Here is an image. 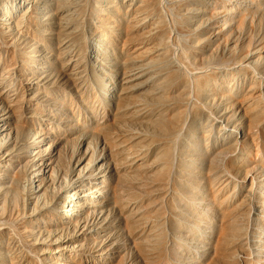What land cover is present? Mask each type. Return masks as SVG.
Segmentation results:
<instances>
[{
	"label": "bare ground",
	"instance_id": "6f19581e",
	"mask_svg": "<svg viewBox=\"0 0 264 264\" xmlns=\"http://www.w3.org/2000/svg\"><path fill=\"white\" fill-rule=\"evenodd\" d=\"M35 1L0 0V60L22 53L13 45L11 30L41 17L43 6ZM55 2L59 20L72 13L84 19V23H90L91 60L99 64L95 56L103 60L104 56H113V32L121 40L117 70L107 74L101 60L102 67L93 69L91 79L100 96H111L107 104L117 106V116L125 121L130 119L132 123L127 131L135 152L133 158L131 153L130 162L136 166L134 182L149 187L145 200L156 205L167 202L172 196L192 208V202L207 204L212 198L222 210L231 211L218 228L217 242L233 251L232 257L238 256L240 251L248 264H262L264 193L259 192L263 188L258 184L260 171L263 170L264 175V43L255 47L251 34L245 41L238 35L248 13L228 0ZM17 61L16 73L27 74L28 68L23 67L26 59L19 57ZM24 86L33 88L30 81ZM90 99L93 100L90 97L86 101L91 105ZM3 121L5 118L0 123ZM44 122L41 120L30 128L43 132L48 127ZM1 132L0 128V135ZM30 135L28 151L43 149L45 156L39 159L40 166L52 167L47 155L54 143L57 145L63 140L59 127H48L42 139L37 134ZM92 148V143L88 142L86 151ZM93 153L72 170L78 175L77 183L63 195L66 197L61 204L60 201L45 202L48 196L42 192L39 179L26 181L28 189L25 187L19 201L6 202L7 199H3L6 197L0 196V264H75L71 261L76 254L73 249L61 251L49 245L46 250L45 244L38 240L41 232L48 230L53 220L51 216L58 214L62 218L75 212L78 204L89 203L88 199L95 201L111 196V179L97 173L106 160L99 164ZM0 156V191L7 185L5 191H1L5 193L11 190L15 175L9 170V159L1 153ZM93 164L98 165L96 170ZM196 169L203 172L198 181L209 192L196 188L191 198L182 192L185 186L195 189L188 180L195 178L189 170ZM88 170L89 176H83ZM141 171L146 172L144 183H140ZM38 173L40 175V171ZM3 174L8 177L7 183L1 181ZM54 174L55 170H51L52 178ZM134 193L138 196L137 190ZM136 199L139 201L138 197ZM255 199L259 201L254 208L256 232L250 230L252 215L247 203H254ZM89 235H93L91 229ZM155 235L159 243L164 240L162 230ZM85 237L89 241V237ZM244 238L256 243L257 254L247 249ZM90 243L87 242L85 251L93 252ZM104 252L106 250L101 248L95 252L96 257L81 253L78 258L81 262L100 260L108 264V255Z\"/></svg>",
	"mask_w": 264,
	"mask_h": 264
},
{
	"label": "rangeland",
	"instance_id": "374dc122",
	"mask_svg": "<svg viewBox=\"0 0 264 264\" xmlns=\"http://www.w3.org/2000/svg\"><path fill=\"white\" fill-rule=\"evenodd\" d=\"M36 1L43 6L41 19L25 23L22 27L15 26L11 30L13 45L22 53L10 54L0 60V121L3 118L6 120L0 123V153L5 155L6 160L9 159V170L15 175L11 190L2 193L7 185L1 188V198L5 196L3 199H7L6 202L9 199L19 201L26 191L25 187L28 189L26 181L36 182L39 179L42 192L48 196L42 199L52 203L60 201L61 204L66 197L63 195H67L77 183L78 175L72 170L83 159L88 160L94 151V160L98 159L101 162L99 164L106 160L97 173L100 177L111 179V196L95 201L88 199L89 203L78 204L77 210L68 216H51L53 220L48 223V230H43L38 240L45 244L46 250L50 247L61 251L73 249L76 254H73L71 261L75 264H102L100 260L81 262L78 258L81 253L96 257L95 252L101 248L106 250L104 253L108 255V264H248L240 251L237 252L238 256L232 257L233 251L224 245L221 247L217 242L218 228L229 218L231 211L222 210L212 202V198L207 200V204L192 202V208L185 207L176 197L172 199V196L167 202L154 205L145 200V196L149 195V187L134 182L133 171L136 166L130 162L134 147L127 132L132 123L130 119L125 121L117 116V106L111 102L107 104L111 96H100L91 79L93 69L102 67L101 60L107 74L117 70L115 65L119 63L121 41L117 34L112 33L115 38L111 45L113 56H104V60L101 56H95L100 60L98 64L90 59L89 54L90 23H84V19L72 13L59 20L55 0ZM228 1L236 7L241 6L249 15L237 32L241 40L245 41L251 34L255 47L263 44L264 0ZM76 21L80 24L77 22V25ZM11 25H14L13 21ZM19 57L26 59L23 67L25 70L28 68L27 74L21 76L16 73ZM27 81L33 86L31 90L24 86ZM90 97L93 98L90 99L91 105L86 101ZM29 101L31 105L27 103ZM122 114L118 113L120 116ZM41 120L48 127H59L63 137L59 144L52 145L50 156L47 155L48 164H52V167L43 165L41 168L39 159L45 156L43 149L28 151L31 133L42 139L45 137L44 131L48 132V127L43 132L30 128ZM83 124L88 127H82ZM88 142L92 143L93 148L86 151ZM93 165L96 170L98 165ZM51 170H55L53 178ZM88 172L90 170L82 175L89 176ZM189 172L195 175L193 180L179 177L188 180L195 189L185 186L182 193L192 198L196 188L207 192L206 187L198 181L201 180L198 176L203 175V172L197 169ZM145 175V171L139 172L140 183L145 182ZM5 176L2 175L1 181L7 183L8 177ZM259 177L258 187L263 188L259 192L264 193L263 170ZM134 190H137L138 196ZM247 203L251 206L253 219L249 221L250 230L256 232L254 208L259 201L255 199L254 203ZM90 229L93 235H89ZM159 230L164 235L161 243L155 235ZM97 231L101 234H97ZM85 236L89 237V241H86ZM70 240L74 243H70ZM87 242H91L93 252L85 251ZM243 243L247 244L248 250L257 254L259 248L256 243L249 238H244ZM260 262L264 264L262 259Z\"/></svg>",
	"mask_w": 264,
	"mask_h": 264
}]
</instances>
